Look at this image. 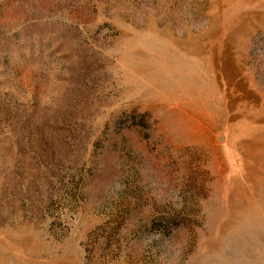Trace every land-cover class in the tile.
<instances>
[{
    "label": "rangeland",
    "instance_id": "obj_1",
    "mask_svg": "<svg viewBox=\"0 0 264 264\" xmlns=\"http://www.w3.org/2000/svg\"><path fill=\"white\" fill-rule=\"evenodd\" d=\"M0 264H264V0H0Z\"/></svg>",
    "mask_w": 264,
    "mask_h": 264
}]
</instances>
